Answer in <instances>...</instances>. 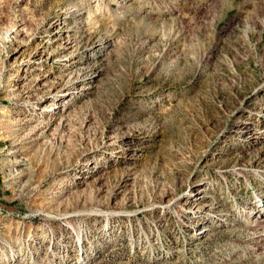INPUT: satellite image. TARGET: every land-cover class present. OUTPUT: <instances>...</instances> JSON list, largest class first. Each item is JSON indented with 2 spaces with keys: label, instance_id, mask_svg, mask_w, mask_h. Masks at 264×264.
Masks as SVG:
<instances>
[{
  "label": "rangeland",
  "instance_id": "374dc122",
  "mask_svg": "<svg viewBox=\"0 0 264 264\" xmlns=\"http://www.w3.org/2000/svg\"><path fill=\"white\" fill-rule=\"evenodd\" d=\"M260 131L264 0H0V264H264Z\"/></svg>",
  "mask_w": 264,
  "mask_h": 264
},
{
  "label": "bare ground",
  "instance_id": "6f19581e",
  "mask_svg": "<svg viewBox=\"0 0 264 264\" xmlns=\"http://www.w3.org/2000/svg\"><path fill=\"white\" fill-rule=\"evenodd\" d=\"M68 11H70L68 8H64V12H68ZM75 14L74 13L73 14H65L64 18L60 22V26L62 27L63 31L62 30H55V33L49 36V40L48 41L54 40L56 38V34H58L59 36H62L65 39V41H66V43H65L66 50L71 48L72 47V41L70 40V38H71L70 36H71V34H72L71 32L73 30L70 27L68 28V22L73 17V15H75ZM59 31H62V32L60 33ZM247 129L250 130V129H253V128L251 126H249V127H247ZM252 138L254 139L255 143L261 142L264 139V133L260 131V132L256 133L255 135H253Z\"/></svg>",
  "mask_w": 264,
  "mask_h": 264
}]
</instances>
